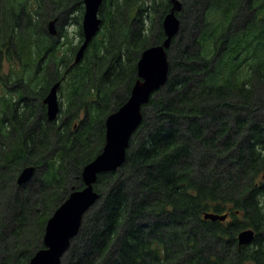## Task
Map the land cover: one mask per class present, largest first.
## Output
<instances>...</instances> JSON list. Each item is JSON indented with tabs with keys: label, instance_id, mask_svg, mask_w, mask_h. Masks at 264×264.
Wrapping results in <instances>:
<instances>
[{
	"label": "trees",
	"instance_id": "trees-1",
	"mask_svg": "<svg viewBox=\"0 0 264 264\" xmlns=\"http://www.w3.org/2000/svg\"><path fill=\"white\" fill-rule=\"evenodd\" d=\"M28 1L0 0V71L22 64L6 74L15 86L0 105V264H30L48 220L84 188L106 119L130 97L141 54L165 41L172 6L154 4L162 15L147 26L144 0H106L102 31L72 65L48 24L58 18L62 31L61 12L83 13V0H33L31 10ZM182 1L168 82L144 106L125 164L98 176L101 197L62 264H264V0ZM33 10L44 18L35 23ZM60 81L67 106L50 122L44 98ZM29 166L35 177L18 186ZM248 228L256 238L239 246Z\"/></svg>",
	"mask_w": 264,
	"mask_h": 264
},
{
	"label": "water",
	"instance_id": "water-1",
	"mask_svg": "<svg viewBox=\"0 0 264 264\" xmlns=\"http://www.w3.org/2000/svg\"><path fill=\"white\" fill-rule=\"evenodd\" d=\"M104 0H84L83 36L84 42L75 57V64H79L101 30L102 19L99 11ZM173 7L163 21L166 36L163 44L146 49L137 63L138 80L135 82L128 101L116 112L110 114L105 122L106 137L102 152L82 172L84 188L74 190L59 206L48 220L43 236L44 248L32 257L30 264H62L64 256L69 251L73 239L81 229L85 214L100 199V194L94 186L98 176L113 172L126 161L127 149L133 134L138 130L142 121V108L146 106L152 95L163 88L169 78L170 63L168 50L173 39L180 31L181 22L177 16L183 9L181 0H172ZM57 20L49 25L51 35H57ZM61 82L54 84L44 99L47 107V117L50 122L56 121L60 113L59 90ZM36 168H25L18 177L19 186L28 184L35 176ZM264 178V176H263ZM227 215L205 214L204 219L212 222L226 221ZM255 239L254 231L245 230L239 233L240 246H247Z\"/></svg>",
	"mask_w": 264,
	"mask_h": 264
},
{
	"label": "rangeland",
	"instance_id": "rangeland-1",
	"mask_svg": "<svg viewBox=\"0 0 264 264\" xmlns=\"http://www.w3.org/2000/svg\"><path fill=\"white\" fill-rule=\"evenodd\" d=\"M119 1H122V0H119ZM144 1H145V4L143 7V10H144L143 17H144V19L146 18L147 26L158 25L159 18L162 15V8L157 7V9L156 8L154 9L153 6H154V4H158V5L162 4L163 5L164 0H144ZM140 3L141 2H139L138 5ZM32 4H34V1L29 0L28 1V8L30 10H31ZM165 5H167V4H165ZM34 6H35V4H34ZM70 8H68V10ZM163 8H164V5H163ZM183 8H184V4H183ZM41 12H43V10H41ZM192 12H194L193 13L194 16L198 14V13H196V10H193ZM61 14L62 15H60L59 17H61L64 22H65L67 17H68V20H67V23L65 25H63V33L57 38L58 39V47H59L58 56L60 57L63 55V53L66 52L68 59L71 60V64L73 65L74 60H75V56H76L77 51H78L77 47H80V45L82 44V38L79 34L80 26H79L76 18L79 17L80 15H82V18H83V13H68V14H66V13L61 12ZM167 14H165V16ZM180 14H181V12L178 14L179 18H180ZM33 15L35 16V19H33L35 23L39 22L42 18H44L43 15H40L37 17L36 10H33ZM100 17H101V15H100ZM82 18L80 19V23H82ZM72 19H76V20L72 21ZM180 20H181V18H180ZM59 22L62 23V20H59ZM181 23H182V21H181ZM24 24H25V20H23V19L20 20V25L24 26ZM188 24H189V26H191L193 28V25L195 23L193 20H189ZM185 30H186L185 25L180 26V33L178 36L179 37L182 36V34L184 33ZM186 35H188V32ZM50 37H52V36H50ZM190 42H191L190 40L185 39V44H190ZM21 67H22V64L19 61V59L16 57L11 62L6 61L4 64V67L0 71V73H1V76H0V105H1V100L3 98H8L10 96V92H12L13 86H15V84H13L12 82L7 81L6 74L10 72L11 68H13L14 70L20 71ZM176 72L178 73V70ZM63 88L64 89H62L60 91V94H59L61 109H65L67 106V103H66L67 102V91L69 90V86L67 84H65V85H63ZM69 252H70V250H69ZM69 252H67V254H69ZM69 257H71V252H70Z\"/></svg>",
	"mask_w": 264,
	"mask_h": 264
},
{
	"label": "bare ground",
	"instance_id": "bare-ground-1",
	"mask_svg": "<svg viewBox=\"0 0 264 264\" xmlns=\"http://www.w3.org/2000/svg\"><path fill=\"white\" fill-rule=\"evenodd\" d=\"M171 2H172V0H171ZM172 7H173V3H172ZM171 9H172V8H171ZM170 11H171V10H170ZM182 11H183V9H182ZM182 11H181V12H182ZM179 13H180V12H179ZM179 13H178V14H179ZM168 14H169V13H168ZM168 14H167V15H168ZM178 14H177V16H178ZM167 15H166V16H167ZM178 18H179V17H178ZM179 20H180V18H179ZM180 22H181V20H180ZM181 26H182V23H181ZM179 33H180V31H179ZM179 33L176 35V37L179 35ZM176 37H175V38H176ZM175 38L173 39V41L175 40ZM173 41H172V43H173ZM162 44H163V43H162ZM160 45H161V44H160ZM157 46H158V45H157ZM171 46H172V44H171ZM171 46H170V48H171ZM169 63H170V62H169ZM169 74H170V70H169ZM137 76H138V75H137ZM168 79H169V78H168ZM165 86H166V85H165ZM161 89H162V88H161ZM129 147H130V145H129ZM127 150H128V149H127ZM126 156H127V153H126ZM125 162H126V161H125ZM125 162H124V164H125ZM124 164H123V165H124ZM123 165H122V166H123ZM122 166H121V167H122ZM121 167H120V168H121ZM120 168H118V169H120ZM118 169H117V170H118ZM263 176H264V174H263ZM94 188H95V186H94ZM99 194H100V193H99ZM100 197H101V195H100ZM97 202H98V201H97ZM96 204H97V203H96ZM96 204H95V205H96ZM95 205H94V206H95ZM94 206H93V207H94ZM93 207H92V208H93ZM92 208H91V209H92ZM91 209H90V210H91ZM90 210H89V211H90ZM89 211H88V212H89ZM88 212H87V213H88ZM87 213H86V214H87ZM86 214H85V215H86ZM205 214H212V212H205L204 215H205ZM84 217H85V216H84ZM203 219H204V216H203ZM83 220H84V218H83ZM204 220H205V219H204ZM78 235H79V234H78ZM71 245H72V244H71ZM70 248H71V247H70ZM69 250H70V249H69ZM63 259H64V258H63ZM62 262H63V260H62Z\"/></svg>",
	"mask_w": 264,
	"mask_h": 264
},
{
	"label": "flooded vegetation",
	"instance_id": "flooded-vegetation-1",
	"mask_svg": "<svg viewBox=\"0 0 264 264\" xmlns=\"http://www.w3.org/2000/svg\"><path fill=\"white\" fill-rule=\"evenodd\" d=\"M171 4H172V2H171ZM171 8H172V6H171ZM261 177H263V175Z\"/></svg>",
	"mask_w": 264,
	"mask_h": 264
}]
</instances>
